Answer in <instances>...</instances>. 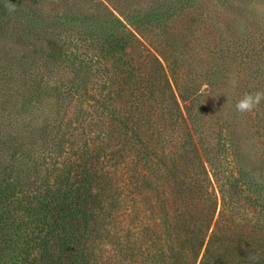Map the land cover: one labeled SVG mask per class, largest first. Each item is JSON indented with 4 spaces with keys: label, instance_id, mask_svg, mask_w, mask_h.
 <instances>
[{
    "label": "rangeland",
    "instance_id": "1",
    "mask_svg": "<svg viewBox=\"0 0 264 264\" xmlns=\"http://www.w3.org/2000/svg\"><path fill=\"white\" fill-rule=\"evenodd\" d=\"M165 2L169 8L177 5L181 9L152 19L162 22L170 18L167 24L178 31L180 40L168 39L172 49L165 54L180 64L177 70L192 92L201 95L207 88L194 80L204 76L201 62L213 58L223 62L227 92L244 95L264 91V0H203V9L193 0H0V264H74L80 258L69 256L48 209L34 204L32 198L50 167L48 131L61 121L65 126L80 123V111L72 104L66 113L65 107L71 93L79 89L77 79L83 69L92 74L89 82L94 84H100L103 75L111 77L115 73L157 75V64L148 56V49L162 66L187 119L171 71L152 47V42L159 44L158 30L164 33L166 25L145 30L143 37L127 23L150 19ZM9 3L15 5L12 12L5 7ZM183 10L191 14L186 16ZM196 10L205 17L195 14ZM209 12L221 18V31L210 27ZM117 29L120 40L114 41ZM219 32L229 48L225 55L214 44ZM245 118L236 133L228 124L220 123L207 135L219 149L211 163L214 172L223 176L219 178L225 195L223 200L219 185L209 173V190L215 195L217 212L208 237L219 233L226 250L237 253L240 264H264V101ZM195 134L198 143H204L202 135L206 133ZM191 163L194 168L198 166L197 161ZM101 184L94 190L93 205L83 210L85 218L91 220L93 216L95 223L90 222L85 231L83 216L76 218L78 249L85 248L97 263L141 264V244L122 241L125 232L113 224L116 210L112 184ZM191 189L180 194L177 202L194 204V211L177 216L180 219L198 217L195 210L204 197L196 192L195 185ZM160 196L158 188L145 187V210L138 214L137 221L149 227L157 219L155 213L161 216L152 208ZM88 232L83 243L78 235ZM144 232L154 238L158 234L151 228ZM122 242L124 262L119 261L120 253L115 259L114 250ZM205 249L206 245L203 253ZM90 264L94 263L90 260Z\"/></svg>",
    "mask_w": 264,
    "mask_h": 264
},
{
    "label": "trees",
    "instance_id": "2",
    "mask_svg": "<svg viewBox=\"0 0 264 264\" xmlns=\"http://www.w3.org/2000/svg\"><path fill=\"white\" fill-rule=\"evenodd\" d=\"M193 1L198 8H204L201 3L203 0ZM176 6L169 8L165 2L150 19L140 24L131 21L127 23L143 37L145 30H158L161 25H166L164 33L158 30L159 44L152 42V47L163 57L171 71L187 119L162 66L146 49L148 56L157 64V75L146 73L136 76L133 71L130 75L122 72L111 77L103 75L102 82L94 84L89 82L92 74L83 69L77 79L79 89L71 93L65 107L66 113L70 112L69 106L72 104L80 111V123L65 126L61 121L48 131L50 167L40 180L43 183L32 200L34 204L48 209V217L55 220L56 224H53L62 234L69 256L80 255L75 260L78 262L74 264H90V260L94 264H105L102 260L97 263L88 257L85 248L78 249L74 237V232L78 229L77 216H83L81 219L85 231L91 225L90 222L95 223L93 216L91 220L85 218L87 215L83 210L85 207L88 209L90 204L93 205L94 190L97 186L101 188V183L105 181L112 184L114 192L113 209L115 208L116 214L113 215V224L125 232L124 239L121 235L118 238L141 244V264H240L237 253L226 250L225 241L219 233L208 237L217 212L215 195L209 190L212 183L209 173L213 174L214 181L219 185L223 200L225 195L219 178L222 175L218 176L214 172L211 163L219 149H215L212 139L207 140V135L220 123L228 124L233 129L232 133H236L249 113L241 114L236 111L235 104L243 94L230 93L224 88L228 78L222 72L224 66L220 58L201 62V68L207 69L201 70L204 78L198 75L194 80L200 81V85H207L201 95L192 92L187 87V81L183 83L177 70L180 64L170 60L165 54L172 49L167 44L168 39L176 42L180 40L178 31L167 24L171 21L170 18L162 22L160 19H152L158 16L161 18L170 11L174 14L179 7ZM185 10L180 12L186 16L191 14ZM196 13L205 17L198 10ZM209 14L207 20H211L212 30L221 31V18L213 16V12ZM191 18L194 20L193 16ZM117 22L120 24L118 19ZM121 27L120 25L119 29ZM119 29L113 32L114 41L120 40ZM129 36L132 40L136 39L132 33ZM216 37L215 47L220 54L225 55L229 52V48L225 46L226 37L222 32ZM203 63H207V67ZM74 73L70 75H74L76 79L78 75ZM122 83L126 86H122ZM189 120L191 124L188 123ZM199 131L206 133V136L202 135L204 143L200 144L195 134ZM192 160L197 161L196 168L191 163ZM187 162L191 163L192 168ZM147 185L158 188L161 194L157 202L152 204V208L159 211L161 216H155V213L153 216L157 219L149 227L146 223L137 221L138 214L145 210L142 195ZM194 185L196 192L204 197L202 204L195 210L198 217L180 219L177 216L193 213L194 204H181L177 199L180 194L192 190ZM150 228L151 232L158 233L155 238L144 234ZM51 229H54L53 225ZM85 235L89 237V232L78 235L83 243L86 241ZM123 243L116 246L120 250L114 249L115 259L120 253V262H124L126 254ZM45 263L46 261L41 264Z\"/></svg>",
    "mask_w": 264,
    "mask_h": 264
},
{
    "label": "clouds",
    "instance_id": "3",
    "mask_svg": "<svg viewBox=\"0 0 264 264\" xmlns=\"http://www.w3.org/2000/svg\"><path fill=\"white\" fill-rule=\"evenodd\" d=\"M5 7L9 12L15 10V5L11 3L6 4ZM262 101H264V91L245 93L243 97L236 102L235 109L241 114L253 112L256 108L259 107Z\"/></svg>",
    "mask_w": 264,
    "mask_h": 264
}]
</instances>
